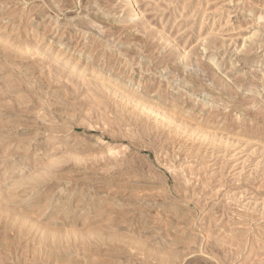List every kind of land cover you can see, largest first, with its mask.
Masks as SVG:
<instances>
[{
  "label": "rangeland",
  "instance_id": "rangeland-1",
  "mask_svg": "<svg viewBox=\"0 0 264 264\" xmlns=\"http://www.w3.org/2000/svg\"><path fill=\"white\" fill-rule=\"evenodd\" d=\"M0 264H264V0H0Z\"/></svg>",
  "mask_w": 264,
  "mask_h": 264
}]
</instances>
